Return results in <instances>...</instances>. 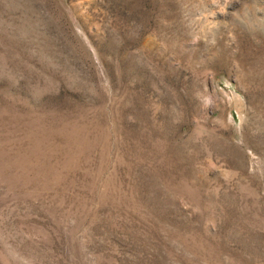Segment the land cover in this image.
<instances>
[{
  "label": "rangeland",
  "instance_id": "374dc122",
  "mask_svg": "<svg viewBox=\"0 0 264 264\" xmlns=\"http://www.w3.org/2000/svg\"><path fill=\"white\" fill-rule=\"evenodd\" d=\"M0 264H264V0H0Z\"/></svg>",
  "mask_w": 264,
  "mask_h": 264
}]
</instances>
